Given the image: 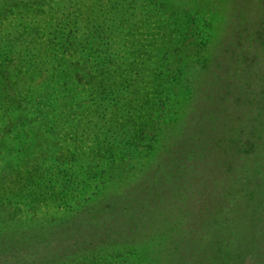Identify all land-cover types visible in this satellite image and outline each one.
Here are the masks:
<instances>
[{
  "label": "trees",
  "instance_id": "16d2710c",
  "mask_svg": "<svg viewBox=\"0 0 264 264\" xmlns=\"http://www.w3.org/2000/svg\"><path fill=\"white\" fill-rule=\"evenodd\" d=\"M40 14L44 11H34V19L25 18L24 34L36 36L38 28L33 23ZM228 22L224 42L215 50L201 45L198 60L188 68V76L200 83L185 85L193 105L184 126L173 129L170 125L159 133L149 123L133 122L136 117L132 116L128 126L112 131L111 139L103 143H95L102 135H92L95 140L88 150L79 144L61 147L49 165L26 157L6 163L7 169L0 172L5 195L19 198L23 194L25 202L29 199L26 206L33 210L39 204L60 203L66 210L48 224L2 226L0 264H112L106 259L97 262L96 257L104 254L114 259L123 252L142 258L145 264H238L240 255L224 262L218 259L226 240V199L232 197L236 184L231 183L234 190H222L216 166L224 157L230 158L220 172L232 176L236 160L241 161L245 182L246 176L264 169V0H228ZM58 34L47 31L41 46L50 42L70 48L64 33L60 38ZM18 41L7 44L14 50ZM22 41L26 45L27 38ZM161 77L156 92L164 98L173 91L175 71L159 73ZM56 81L52 74L50 83ZM208 96L209 104L203 107ZM99 101L103 105L107 99ZM106 114L98 118L105 119ZM83 121L80 126L70 123L80 139L86 134ZM104 125L102 129L95 123L108 135L110 120ZM99 177L101 185L91 193ZM250 199L243 193L239 201L247 207L259 204L256 210L260 209L262 202L254 200L250 205ZM250 238L248 246L254 252L259 242L254 244L248 233ZM263 255L254 253L256 264H264Z\"/></svg>",
  "mask_w": 264,
  "mask_h": 264
},
{
  "label": "rangeland",
  "instance_id": "374dc122",
  "mask_svg": "<svg viewBox=\"0 0 264 264\" xmlns=\"http://www.w3.org/2000/svg\"><path fill=\"white\" fill-rule=\"evenodd\" d=\"M9 1H0L1 173L7 169V162L18 163L25 157L38 158L49 165L55 161L53 156L58 150L68 143L88 150L95 140L92 135H102L95 143H103V139H111L112 131L128 126L132 116L136 117L133 122L139 119L149 123L159 133L170 125L173 129L184 126L193 105L189 87L200 83L188 76V68L198 60L201 45L202 49L215 50L224 42L230 25L228 0H18L6 6ZM38 10L44 11L33 23L39 35L24 34L25 18L34 19L32 13ZM66 23L71 24L63 28ZM47 31H60L58 38L64 33L70 48L50 42L41 46L47 39ZM23 37L27 38L26 45ZM14 38L19 41L17 49L12 50L7 43ZM32 40L36 42L33 46L29 43ZM168 66L170 70H166ZM172 70L175 71L173 91L159 97L156 85L163 78H159V73L164 76ZM52 74L57 78L53 85ZM93 97H97L94 103ZM103 98L107 101L101 105L99 100ZM209 98L203 107L209 104ZM106 112L105 119L98 118ZM175 115L181 119L177 120ZM80 120H84L82 126L86 129L82 139L70 125L80 126ZM87 120L89 124H84ZM108 120L111 125L106 135L95 123L104 129ZM132 124L140 128L138 123ZM230 161L224 157L220 166H216L222 190H232L231 185L236 184L232 197L226 199L229 210L226 240L218 259L224 262L240 255L238 264H256L254 253H264V219H261L264 218V169L246 176L245 182L239 160L234 164V175L221 174ZM235 176L242 183H237ZM101 179L93 182L91 193L97 192ZM243 193L251 198L250 205L254 200L262 202L260 209L256 210L259 204L247 207L240 203ZM9 195L3 189L0 191V228L12 223L48 224L53 218L65 215L66 206L62 203L60 206L39 204L33 210L26 206L29 199L25 202L23 194L19 198ZM248 233L254 244L259 242L254 252L248 246L252 244L251 238L247 240ZM96 259L97 262L106 259L112 264H145L142 258L127 252L114 259L100 254Z\"/></svg>",
  "mask_w": 264,
  "mask_h": 264
}]
</instances>
